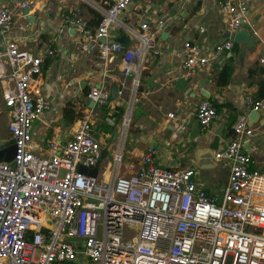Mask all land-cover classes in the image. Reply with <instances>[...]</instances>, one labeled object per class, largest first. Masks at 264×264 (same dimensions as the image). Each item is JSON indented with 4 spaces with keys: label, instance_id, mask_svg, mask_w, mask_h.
Segmentation results:
<instances>
[{
    "label": "built area",
    "instance_id": "2783aa9c",
    "mask_svg": "<svg viewBox=\"0 0 264 264\" xmlns=\"http://www.w3.org/2000/svg\"><path fill=\"white\" fill-rule=\"evenodd\" d=\"M133 1L103 0L93 31L75 11L65 12L62 21L96 47L97 67L120 54L122 75L131 78L135 92L142 60L163 22L133 30L132 48L108 42L110 26ZM217 6L230 33L247 21L248 0H219ZM13 15L0 3V85L16 148L12 162H0V264H264V168L256 166L250 152L255 129L249 125V114L264 110L262 100L244 95L245 112L233 123L232 138L214 154V161L230 163L221 195L200 188L194 168L157 165L154 149L142 154L135 175L98 181L79 172L80 166L96 167L102 156L93 108L78 121L70 139H46L44 153L34 142L33 123L50 110L40 86L42 66L57 51L35 55L20 50L4 36ZM159 54L156 48L153 55ZM222 54L234 55L232 39L216 44L210 54L186 44L182 77L188 80L210 69ZM259 63L264 65V58ZM120 88L119 95L125 84ZM88 98L103 108L109 102L108 89L92 85ZM196 117L200 130L206 131L218 113L203 100Z\"/></svg>",
    "mask_w": 264,
    "mask_h": 264
},
{
    "label": "crops",
    "instance_id": "0c3cea01",
    "mask_svg": "<svg viewBox=\"0 0 264 264\" xmlns=\"http://www.w3.org/2000/svg\"><path fill=\"white\" fill-rule=\"evenodd\" d=\"M218 1L134 0L128 5L110 26L108 42L132 48L136 45L133 30L141 32L143 23L156 28L159 21L163 22L154 36V47L142 60L134 92L131 78L122 75L120 54L107 66L97 67L96 47L62 21L65 12L75 11L93 31L99 24L103 0H0L14 14L12 27L4 35L7 39L15 40L20 50L35 55L47 49L57 51L54 58L47 57L44 61L40 77L41 91L50 102V110L35 121L32 128V138L41 153H44L46 139L61 142L70 139L78 121L93 108L91 119L101 142V153L104 148L108 150L96 166L98 181H111L115 174L135 175L141 167L142 154L154 149L157 165L173 170L194 168L200 188L210 195H221L227 184L230 163L213 159L206 165L201 164L193 159L194 151L206 150L216 137L218 149L222 148L232 138V125L229 128L232 119L235 121L245 112L244 95L257 91L256 83L262 79L261 71H264V65L259 63L264 58V0H248L247 21L236 31L243 33L246 39L234 42V55L230 58L220 55L210 69L187 80L182 77L186 44L199 45L204 53L210 54L216 44L233 40L236 33L229 32ZM21 4L24 6L19 7ZM26 8L28 12L24 14ZM122 37L124 44L120 42ZM156 48L161 51L157 56L153 55ZM228 59H231L233 73L229 83L220 88L215 84V76ZM121 83L125 84V89L119 95ZM92 85L108 89L109 102L105 107H94L88 98ZM113 87L117 88V94ZM0 89L2 149L11 137L7 128L10 117L4 106L1 85ZM203 100L223 108L209 129L198 130L197 138L190 141L197 125L196 109ZM68 105L73 109L71 115H76L73 121H65L63 117ZM168 113L174 115L172 119L167 117ZM126 116L129 121L125 129ZM104 127L111 131L104 132ZM253 128L251 149H255L256 144L261 146L264 140V110ZM257 137L261 139L254 141ZM199 140L201 147L197 146Z\"/></svg>",
    "mask_w": 264,
    "mask_h": 264
},
{
    "label": "water",
    "instance_id": "95a60500",
    "mask_svg": "<svg viewBox=\"0 0 264 264\" xmlns=\"http://www.w3.org/2000/svg\"><path fill=\"white\" fill-rule=\"evenodd\" d=\"M27 12H28V8L24 9L23 13L27 14ZM123 39H124V37H122L120 39L121 40L120 42H122V44H124ZM244 39H246V37L243 33L236 32L234 34V37H233L234 42H244ZM0 42H1V37H0ZM102 42H104V40H102ZM200 87H202V85ZM113 92L117 94V88L116 87H113ZM205 95L208 97L207 93H205ZM259 116H260L259 112H251L249 114V125H252L256 121H258ZM128 121H129V117L126 116V120L124 122V128L125 129L128 126ZM196 126H197V128H196ZM196 126H195L194 130L192 131V134L190 136V141H193L199 135L198 130L200 131V128H199L198 122H197ZM114 135H115V133H114ZM260 139H261V137H257V138H255L254 141H258ZM217 144H218V138L216 137L212 141L210 146L208 148H205L206 150H203V149L195 150L194 151L195 154H194L193 159H195L196 161H199L201 164L206 165L207 163H209V161L213 160L214 154L218 150ZM197 146H199V147L202 146L201 140L197 141ZM15 152H16V148H15L14 140L10 139L9 141H7V143H5L3 148L0 149V162H5V163L12 162V160L15 156ZM107 154H108V150L106 148H104L102 151V158L105 157V155H107ZM79 172L88 176V177L96 178L98 175V167L89 168V167H85V166H80Z\"/></svg>",
    "mask_w": 264,
    "mask_h": 264
},
{
    "label": "trees",
    "instance_id": "16d2710c",
    "mask_svg": "<svg viewBox=\"0 0 264 264\" xmlns=\"http://www.w3.org/2000/svg\"><path fill=\"white\" fill-rule=\"evenodd\" d=\"M235 46L236 43H234V51H235ZM233 73V67L231 64V59H228L227 63L217 72L216 76H215V84L217 87H225L228 83L229 80L232 76ZM263 77L260 81H258L256 83L257 85V91L255 93H253V96L255 98V100L257 101H261L264 100V71H261ZM212 105L215 107L217 113H219L221 111V109L223 108L222 105H219L215 102H212ZM73 109L70 107V105H68L64 111H63V117L65 121H73L76 118V115L72 116ZM234 118L231 121V124L229 125V128L231 127V125H233L234 123ZM111 129L108 127H104V132H110ZM232 132V131H231ZM230 133V132H229Z\"/></svg>",
    "mask_w": 264,
    "mask_h": 264
},
{
    "label": "rangeland",
    "instance_id": "374dc122",
    "mask_svg": "<svg viewBox=\"0 0 264 264\" xmlns=\"http://www.w3.org/2000/svg\"><path fill=\"white\" fill-rule=\"evenodd\" d=\"M1 103H2V92L0 89V104ZM250 152L254 156V158L257 162V166H259V167L264 166V140L262 141L261 146H257V144H256L255 149H252Z\"/></svg>",
    "mask_w": 264,
    "mask_h": 264
}]
</instances>
